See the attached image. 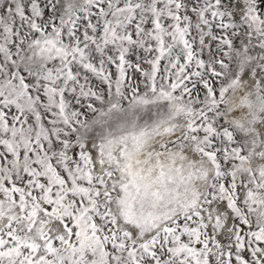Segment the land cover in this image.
Instances as JSON below:
<instances>
[{
  "label": "snow or ice",
  "instance_id": "1",
  "mask_svg": "<svg viewBox=\"0 0 264 264\" xmlns=\"http://www.w3.org/2000/svg\"><path fill=\"white\" fill-rule=\"evenodd\" d=\"M0 264H264V0H0Z\"/></svg>",
  "mask_w": 264,
  "mask_h": 264
}]
</instances>
